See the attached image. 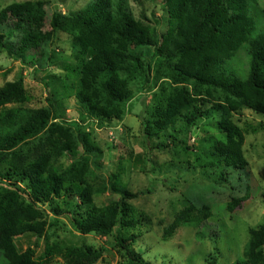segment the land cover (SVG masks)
<instances>
[{
  "label": "trees",
  "instance_id": "1",
  "mask_svg": "<svg viewBox=\"0 0 264 264\" xmlns=\"http://www.w3.org/2000/svg\"><path fill=\"white\" fill-rule=\"evenodd\" d=\"M130 1L91 0L74 14H49V2L38 0L0 10V30L4 31L0 48L10 59L31 64L42 58L57 33L68 37L71 48L68 61L56 60V49L49 50V67H57L63 75L45 77V106H28L32 98L22 78L0 86V254L4 264H51L57 259L63 264H94L100 259V250L60 240L57 228L79 235L112 236L126 264H150L134 249L138 235L130 233L143 224L129 204L138 193L121 181L120 174H109L108 184L96 188L86 179L87 158L57 170L58 159L64 154L71 157L79 146L85 154L99 156L84 122L121 121L135 93L150 96L140 125L146 139H163L156 148L167 149L169 143L177 147V143L184 151H192L187 136L213 112L219 116L216 126L224 139L199 151L195 160L203 155L200 167L220 170L224 180L226 169L244 171L248 166L244 135L257 129H242L231 119L243 109L264 116V32L252 36L255 25L247 0H159L167 18V29L159 38L143 9L146 2L157 0H133L141 7L138 17ZM242 50L249 58L244 79L226 65ZM69 97L83 110L76 121L62 115L63 101ZM107 191L118 199L97 206L94 196ZM261 196L264 200V193ZM246 197L232 199L228 211ZM210 212L207 205L196 208L187 203L165 227L164 240L178 227H200ZM139 216L150 220L143 213ZM47 231H53L57 240L50 241ZM248 234L242 256L233 264H264V223L250 228ZM23 236L34 240L19 251L15 240ZM40 242L42 250L37 255Z\"/></svg>",
  "mask_w": 264,
  "mask_h": 264
},
{
  "label": "rangeland",
  "instance_id": "2",
  "mask_svg": "<svg viewBox=\"0 0 264 264\" xmlns=\"http://www.w3.org/2000/svg\"><path fill=\"white\" fill-rule=\"evenodd\" d=\"M23 1L35 0H0V10L12 3ZM38 1L49 2V14L54 11L74 14L91 0ZM155 2H146L143 9L149 19L148 23L155 27L159 38L167 29V18L163 14L160 1ZM130 6L134 16L138 17L141 7L133 0L130 1ZM247 8L248 15L254 21L255 32L252 36L255 37L264 32L262 13L264 0H247ZM3 32L1 29L0 33ZM16 39L15 35L12 40ZM50 48L56 49V60L68 61L71 48L68 37L62 33L55 34L45 48V55L42 58L39 56L31 64L10 59L5 50L0 48V86L5 82L22 78L32 98L28 106L32 108L45 106L48 95L43 84L45 77L50 74L63 75L60 69L48 65ZM248 62L249 58L242 50L226 65L234 69L239 78L244 79ZM149 97L142 92L135 93L121 121H113L109 125L100 124L92 119L84 122L92 144L100 150L99 156L95 152L87 155L79 146L71 157L64 154L58 159L57 170L63 171L73 163L87 158L89 170L86 179L96 188L108 184L109 174H120L121 181L132 192L138 193L137 198L131 200L129 204L135 209L137 219L143 224L130 233L138 235L134 249L150 264H208L211 260L215 261V264H233L242 256L249 238L248 230L264 223V200L261 196L264 193V116L243 109L232 117V122L240 128L254 127L257 132L252 134L249 131L244 135L243 150L248 161L247 168L244 171L226 169L228 177L224 180L220 170H205L200 167L205 162L203 155L199 161L195 160L196 156L200 155L199 151L209 150L215 140L224 139L216 126L219 116L212 112L199 120L198 127L193 129L185 140L192 151H184L177 143V147L169 143L167 149L161 150L156 148V144L163 139L149 140L141 132L140 115L145 110ZM63 103L64 119L78 120L83 113L82 108L70 97ZM201 139L205 140L200 145ZM246 194H248L246 200L233 211H228L227 206L232 199ZM117 199V195L107 191L95 195L94 203L97 206H105ZM189 202L196 208L207 205L211 216L198 228L189 226L176 228L170 238L164 240L165 227L172 223L174 217ZM139 213L149 217V222L140 218ZM59 229H56V233L62 237L59 239L68 245H89L95 250H100L101 257L94 264H126L124 257L114 246L112 236L102 238L95 234L79 235L68 229ZM47 232L50 241L57 240L53 236V231ZM33 240L34 238L23 236L18 237L15 243L21 251ZM41 250L42 242L36 250L37 255ZM0 264H4L1 254ZM51 264L63 262L57 259Z\"/></svg>",
  "mask_w": 264,
  "mask_h": 264
}]
</instances>
